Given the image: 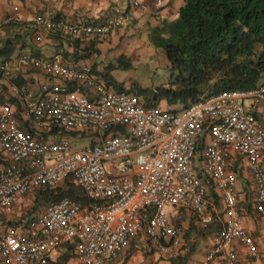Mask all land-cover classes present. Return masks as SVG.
<instances>
[{"label":"built area","instance_id":"1","mask_svg":"<svg viewBox=\"0 0 264 264\" xmlns=\"http://www.w3.org/2000/svg\"><path fill=\"white\" fill-rule=\"evenodd\" d=\"M36 21L38 41L44 30L55 29L101 39L125 17L62 25L40 15ZM20 61L53 81L26 92L20 112L10 100L1 105L0 210L14 213L36 192L70 185L86 202L65 197L44 206L23 234L0 228L4 264H49L69 245L79 264H108L141 234L170 251L182 233L170 219L171 209H188L204 226L210 223L208 183L222 200L224 226L199 264H242L236 242L258 254L243 224L233 166L247 161L256 209L264 213V111H256L264 102V78L254 89L204 95L172 111L110 87L89 65L27 54ZM8 71L0 65V74ZM249 99L252 109L246 108ZM83 136L91 145L74 149L72 137Z\"/></svg>","mask_w":264,"mask_h":264},{"label":"crops","instance_id":"2","mask_svg":"<svg viewBox=\"0 0 264 264\" xmlns=\"http://www.w3.org/2000/svg\"><path fill=\"white\" fill-rule=\"evenodd\" d=\"M135 1L0 0V49L8 43L16 47L11 56H0V65H7L9 70L8 74H0V108L10 100L18 112L22 111L26 92H39L43 85L53 81L44 71L31 65L24 66L20 61L23 54L42 59L57 58L65 64L89 65L110 87L114 88L104 78L105 73L122 83L120 76L123 75L120 72L131 69V59L137 58L139 53L151 55L152 52L147 49L149 44L153 45L150 41L151 31L165 22L176 20L186 0H162L161 3L158 0H137L140 6H135ZM113 13H125L126 24L105 38L87 35L73 37L67 32L55 29L52 32L44 30L43 40H37L41 29L36 18L40 15L64 25L101 20ZM114 60L120 63V66L115 64ZM17 79L23 80L20 86L13 82ZM14 87L18 92L14 91ZM159 105L163 108H173L165 100ZM252 105L253 100L249 99L246 108L252 109ZM256 111H264L263 101L257 104ZM233 170L237 176L236 187L243 224L255 237L258 254L250 255L246 247L239 242L234 243V246L239 252L242 264H264V213L256 209V185L245 159L235 164ZM210 187L212 188L211 185ZM209 198L211 221L207 226L188 209L172 210L170 219L182 229V233L179 244L170 251L159 250L151 239L141 234L122 252L118 260L108 264H199L224 226L222 200L215 191L211 194L209 192ZM16 208V216H12L14 213L0 210V228L23 234L26 225L14 222L21 218L19 204ZM17 216L18 219H15ZM168 242L169 239L164 240V243ZM71 246L57 251L49 264H79ZM0 264H4L1 257ZM214 264L225 263L220 261Z\"/></svg>","mask_w":264,"mask_h":264},{"label":"trees","instance_id":"3","mask_svg":"<svg viewBox=\"0 0 264 264\" xmlns=\"http://www.w3.org/2000/svg\"><path fill=\"white\" fill-rule=\"evenodd\" d=\"M150 41L164 49L174 74L167 86L129 88L149 105L165 100L177 110L204 95L254 89L264 78V0H186L179 17L155 27ZM15 49L8 43L0 49V56L9 57ZM104 78L115 89H125L108 73ZM13 82L20 86L23 80ZM65 197L86 202L74 185L57 191L40 190L30 203L33 214L14 222L27 225L44 206Z\"/></svg>","mask_w":264,"mask_h":264},{"label":"rangeland","instance_id":"4","mask_svg":"<svg viewBox=\"0 0 264 264\" xmlns=\"http://www.w3.org/2000/svg\"><path fill=\"white\" fill-rule=\"evenodd\" d=\"M147 49L152 53L151 55L138 54V57L135 59H131V69H125L126 72H120L123 76H120V81L124 84L125 88H132L135 85L144 87V88H152L155 89L158 86H167L169 81L172 79L173 71L170 69L169 61L165 54L163 48H156L153 45L149 44ZM131 57V55H128ZM115 64L120 66V63ZM167 108V107H166ZM72 146L74 149L81 150L87 148L91 145V138L88 136H83L79 138L72 137ZM210 184H208L209 186ZM210 194L214 192V190L209 188ZM43 206L41 205L40 208ZM20 216L29 215L33 211V207L29 205L24 206L23 204L19 205ZM172 210L169 212V216L171 215ZM17 211V208H16ZM15 211V213H16ZM15 213L12 216H16ZM33 214V213H32ZM31 214V216H32ZM17 216L15 219H18Z\"/></svg>","mask_w":264,"mask_h":264},{"label":"clouds","instance_id":"5","mask_svg":"<svg viewBox=\"0 0 264 264\" xmlns=\"http://www.w3.org/2000/svg\"><path fill=\"white\" fill-rule=\"evenodd\" d=\"M136 2L138 3V5H135ZM158 2L161 3L162 0H158ZM134 5H135V6H140V2L136 0V1L134 2ZM114 14H115V15H121V16L125 17V21H124V23H123V25H122V26H124V25L126 24V19H127L125 13H113V14H111V15H114ZM90 21H91V20H90ZM85 22H86V21H85ZM78 23H81V22H78ZM122 26H121V27H122ZM119 28H120V27H119ZM114 31H115V30H114ZM107 36H108V35H107ZM104 38H105V37H104ZM116 90H117V89H116ZM123 90H129V88H125V89H123ZM129 91H130V90H129ZM130 92H132V91H130ZM140 96H142V95H140ZM142 97H143V96H142ZM143 98H144V97H143ZM144 99H145V98H144ZM145 100H146V99H145ZM158 105H159V104H158ZM159 106H160V105H159ZM161 107H162V106H161ZM162 108H163V107H162ZM164 109H169V110H172V111H176V110H174V109H172V108H164ZM177 110H179V109H177Z\"/></svg>","mask_w":264,"mask_h":264}]
</instances>
